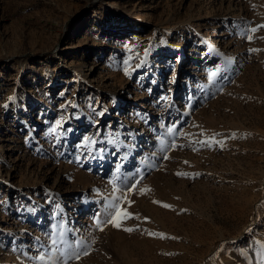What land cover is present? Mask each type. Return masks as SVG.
<instances>
[{"label": "rangeland", "instance_id": "obj_1", "mask_svg": "<svg viewBox=\"0 0 264 264\" xmlns=\"http://www.w3.org/2000/svg\"><path fill=\"white\" fill-rule=\"evenodd\" d=\"M263 3L0 0V200L20 210L0 207L1 263L62 262L61 233L88 245L68 264H224L262 242ZM94 181L110 188L95 195ZM116 197L121 227L101 231Z\"/></svg>", "mask_w": 264, "mask_h": 264}, {"label": "bare ground", "instance_id": "obj_2", "mask_svg": "<svg viewBox=\"0 0 264 264\" xmlns=\"http://www.w3.org/2000/svg\"><path fill=\"white\" fill-rule=\"evenodd\" d=\"M264 4V3H263ZM264 14V13H263ZM264 17V16H263ZM131 22V21H130ZM261 22H263V21H261ZM261 22H259V23H261ZM264 24V23H263ZM264 28V27H263ZM264 36V35H263ZM256 43V42H255ZM257 43H259V42H257ZM264 43V42H263ZM254 45V44H253ZM252 45V46H253ZM177 47V52L176 53H174L177 57H176V61H177V63H179V61L183 58V54H184V49H183V47H182V45H177L176 46ZM262 47V46H261ZM257 48V47H256ZM260 50V49H259ZM174 51V50H173ZM172 52V51H171ZM258 52V51H257ZM178 65V64H177ZM84 76H85V74H84ZM141 78H142V75H141ZM51 84V83H50ZM114 103L118 106V108L120 109V107H121V103H122V100H121V97H117V98H115V100H114ZM75 105H76V107H81L80 106V104H77L76 102H75ZM82 120H84V117H82V116H79L78 118H77V123H80V125H82V129L83 130H85L86 132H91V130H92V128L90 127V123H89V121H82ZM119 131V130H118ZM71 132V131H70ZM143 134V133H142ZM70 135V134H69ZM72 135V134H71ZM137 136H136V139H138V141H141L142 140V135L141 134H136ZM86 138H91L90 137V135H88ZM89 139H87V140H89ZM85 138L83 139V141H86V142H88ZM141 143V142H140ZM148 147H149V145H148ZM110 148V147H109ZM129 148V147H128ZM138 149H139V147H138ZM81 150V149H80ZM111 150V149H110ZM110 150H108V151H106L105 153H107L106 155H109V153H112L111 155H113V153L114 152H111ZM152 150V149H151ZM123 155V154H122ZM77 156V155H76ZM75 156V157H76ZM78 156H79V154H78ZM103 155H100V159H94V161H93V164H96V166H100V165H102V167H104V165H105V163H106V161H107V158L106 157H102ZM94 157V156H93ZM78 158V157H77ZM99 158V157H98ZM102 159V160H101ZM71 166V165H70ZM95 167V166H94ZM94 167H92V168H94ZM70 168H69V166H67V170H69ZM71 170V169H70ZM69 172V171H68ZM71 172L72 173H69L70 175H68V177H71V178H73L74 179V181H75V183H83V182H80L81 181V178H83L84 176H83V174H82V170H80V169H76V168H72V170H71ZM87 175V174H86ZM264 175V174H263ZM6 180V178L4 177V176H0V182H2V184H5L4 183V181ZM90 182V181H89ZM261 183V182H260ZM260 183H259V185H260ZM9 184H11V183H9ZM93 185L96 187V188H98V191H96V193H95V195H98L99 193H100V189H102V188H110L108 185H107V183L105 182H97V181H94V183H93ZM262 185V184H261ZM9 190H11L12 188L9 186V188H8ZM57 192L58 193H60L61 195H66L67 194V191H65L66 193H63V190H62V188H59L58 190H57ZM62 192V193H61ZM66 198V197H65ZM64 198V199H65ZM69 198V197H68ZM70 198H72V197H70ZM59 199H61V197L59 198ZM33 200V199H32ZM62 200V199H61ZM77 200H76V197L75 198H73V200H66V204H71L73 207V209H75L76 210V213H78V211L80 210V209H82V208H84V207H86V205L88 204L87 203V201L86 202H82L81 204H80V206H77ZM36 203V202H35ZM264 205V204H263ZM64 206V205H63ZM0 207H1V212L4 214V213H8V211H13V210H18V211H20L19 210V204L17 205L16 203L15 204H9V197H4V198H2L1 200H0ZM65 207V206H64ZM264 207V206H263ZM45 208V207H44ZM259 210H260V208H259ZM31 211H33V212H31ZM90 211H91V213H90ZM90 211H87L86 212V214H85V217L86 218H90L91 216H92V214H93V209H90ZM262 210H260V212H261ZM44 210H43V208L41 207L40 208V205H36V206H34V208L31 210V209H28V212H26V214H27V218H28V220H33V219H38V223H40V221L42 220V218H43V215H44ZM72 212V211H71ZM25 213V212H24ZM25 214V215H26ZM260 214V213H259ZM36 217V218H35ZM86 218H83V221H86ZM62 220H64V219H62ZM82 221V220H81ZM63 228H64V225H63ZM100 228V227H99ZM62 229V228H61ZM60 229V230H61ZM5 233V231H4V229H2L1 227H0V233ZM60 232H62V231H60ZM65 232V231H64ZM14 233V232H13ZM99 233V232H98ZM64 234V233H63ZM22 235V234H21ZM7 236L8 235H6V234H2V235H0V248H1V250L2 249H4V246H5V244H4V242L5 241H3V239L4 238H7ZM105 236H107V235H105ZM240 237V236H239ZM103 240V239H102ZM262 242H259V244H254L253 246H250V248H247V249H243L242 251H241V253L240 254H232V255H230V259L228 260V262H224V264H234L233 262L235 261V260H239L238 262L236 261V264L238 263V264H264V259H262V258H260V257H258L259 255H261V253H264V239H260ZM257 241V240H256ZM103 242V241H102ZM246 243V242H245ZM109 244L111 245V248H113V250H115L116 248L114 247V243H113V237H111L110 238V240H109ZM240 246V245H239ZM109 247V246H108ZM108 247H106V250H107V254H111V251L109 250V249H107ZM235 247V246H234ZM244 247V246H243ZM7 248V247H6ZM5 248V249H6ZM242 249V248H241ZM104 250V249H103ZM235 250V249H234ZM6 251H7V249H6ZM1 252V251H0ZM3 252H4V250H3ZM7 253V252H6ZM103 253H104V251H103ZM237 253H238V251H237ZM5 254V253H4ZM105 254V253H104ZM106 254V255H107ZM225 254V253H224ZM226 255V254H225ZM229 255V254H228ZM6 256H8V255H6ZM223 256V255H222ZM221 256V257H222ZM219 257V256H218ZM217 257V258H218ZM226 257V256H225ZM15 258V257H14ZM229 258V257H228ZM3 259V258H2ZM217 260V259H216ZM226 260V259H225ZM3 261V260H2ZM16 261V260H15ZM220 263V262H219ZM0 264H2L1 263V261H0Z\"/></svg>", "mask_w": 264, "mask_h": 264}, {"label": "snow or ice", "instance_id": "obj_3", "mask_svg": "<svg viewBox=\"0 0 264 264\" xmlns=\"http://www.w3.org/2000/svg\"><path fill=\"white\" fill-rule=\"evenodd\" d=\"M259 27H264V25H260ZM250 31L252 32H255L257 31L256 28H252L250 29ZM248 39H252L251 36H248L247 37ZM250 51H257V49H250ZM219 69L215 70L213 73L210 74V78L211 77H214L216 75V72H218ZM53 131H55V129H53ZM168 131H172V129H169ZM86 140L89 139V138H85ZM216 143H221L219 141H216ZM223 146V145H221ZM187 163V162H186ZM178 175H188L187 173H177ZM198 175V174H197ZM139 181H136L135 184H132L129 188V190H133L135 189L136 187V184H138ZM122 199H125L124 197H116L114 200H111L107 207L104 209V215L107 217V219H104L103 221L97 217L96 218V225L98 227H100V230L103 231V227L106 226L107 224L111 223L113 224L114 227H121V223L117 220V215H119V208H120V204H119V201L122 200ZM129 203H131V201H129ZM157 203H159L157 201ZM165 207H171L170 205H164ZM113 210H117L116 214H114ZM133 214L131 213H128L126 210L124 211V214H123V219H128V218H131ZM139 218V217H137ZM147 219V218H145ZM126 231H133L134 229L133 228H127L125 229ZM149 235H158V236H161L163 237L164 234L163 233H151L149 232L148 233ZM62 243L64 245L63 248L61 249H58V251H60L62 253V256H63V260L62 262H56L54 261L53 264H68V261L69 260H72V259H79L81 254L83 255H87L88 252H87V242L83 239H80V240H74V241H69L63 233H61V238H60V241H57L56 239H52L51 243L52 245H57V243ZM73 244L75 245V247H73ZM81 246H85V250L83 251V253H81L79 251L80 247ZM261 258L264 259V253H261ZM36 259V258H34ZM39 260L41 261H44L45 260V257L43 255L39 256L38 257ZM49 260H51L52 258L49 257L48 258Z\"/></svg>", "mask_w": 264, "mask_h": 264}]
</instances>
